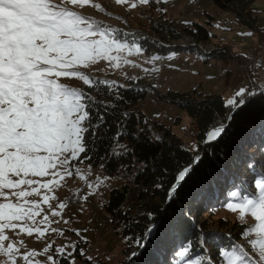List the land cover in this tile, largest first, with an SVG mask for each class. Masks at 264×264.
I'll return each mask as SVG.
<instances>
[{
    "label": "snow or ice",
    "instance_id": "snow-or-ice-1",
    "mask_svg": "<svg viewBox=\"0 0 264 264\" xmlns=\"http://www.w3.org/2000/svg\"><path fill=\"white\" fill-rule=\"evenodd\" d=\"M114 2L136 9L167 0ZM86 7L105 11L93 0H0V264H95L88 229L73 226L77 214L70 207L72 197L61 199L56 192L69 178L86 180L79 164L88 162L91 172V161L97 158L99 166H105L106 157L96 149L107 135L104 129H111L108 119L118 129L115 143L123 134L122 119L129 118L126 93L135 90L134 78L129 76L127 85L101 78L98 66L106 62L118 69L130 63L122 53L142 54L144 49L138 35L80 11ZM159 59L151 57L152 62ZM256 97L264 100V88L238 87L223 103L230 114L206 131L202 142H218L233 116L255 104ZM109 149L120 154L112 145ZM193 151L190 162L174 176L166 205L201 163L199 145ZM99 184V177L96 184L86 182L80 199L87 201ZM224 207L237 216L236 238L229 235L228 243L209 247L200 234L195 242L187 239L174 247L167 264H264V165L243 189L233 184L227 190ZM162 212L166 215L167 207ZM190 214L191 208L181 210V215ZM163 228L162 217L161 223L153 222L139 234L125 235V264H143L146 257L158 264L154 257ZM21 236L43 241L40 250L27 249Z\"/></svg>",
    "mask_w": 264,
    "mask_h": 264
},
{
    "label": "trees",
    "instance_id": "trees-1",
    "mask_svg": "<svg viewBox=\"0 0 264 264\" xmlns=\"http://www.w3.org/2000/svg\"><path fill=\"white\" fill-rule=\"evenodd\" d=\"M213 1L220 10L235 13L241 22L256 29L257 18L252 15L250 9L254 0ZM146 32L151 33L148 36ZM127 33L138 35L139 43L148 53L157 52L163 55L172 50L192 52L202 56L205 61L218 59L225 64L237 56L228 44L205 47V44L211 42V34L198 22L180 28L175 22L165 18L160 20L151 18L146 29L130 28ZM184 35L193 38L190 44H174ZM231 76L232 71L227 73V79L229 80ZM101 78L129 84L128 78L115 79L112 74ZM144 82L143 78H134L132 84L135 85V90L126 93L125 110L130 115L128 119H122L125 126L119 131L123 134L113 143L118 129L115 121L109 117L108 124L111 125V129H104L107 135L103 143L97 146L96 151L99 156L106 157L103 160L105 165L103 170L106 174L113 175L119 173L121 169L127 178L121 187L110 190L106 205L112 215L113 226L117 224L116 226L120 227L123 243L127 246L123 239L125 235L131 237L134 233L139 234L151 223H157L164 217L163 231L158 234L159 251L154 258L158 264H167L166 257L170 256L174 247L179 248L187 239L195 242L200 234L207 237L209 247H212L213 243L217 245L228 243L229 235L236 238L239 230L237 219L232 222L233 220L220 217L212 221V217L216 211L225 208L226 192L233 184L243 189L251 176L260 174L261 165H264V100L256 97L255 104L233 116L227 132L218 142L206 145L202 142L205 132L230 114L223 108V103L227 99L222 94L215 93L203 96L198 89L187 93L171 91V96L180 97L181 106L197 125V145L202 151L203 159L178 189L172 204L166 205L167 192L178 169L186 166L196 153L190 151L170 128L156 120L146 118L138 106L146 95ZM153 126L160 131L159 139L150 136ZM109 145L120 154L113 155ZM119 145L125 147L121 149ZM91 163L93 168H97L100 167L101 161L94 158ZM250 163L253 164L252 169H249ZM165 168L167 172L163 171ZM166 207L165 215L162 210ZM188 208H191V214L181 215V210L187 212ZM149 213L154 214L151 220L148 217ZM209 220L210 224L207 223ZM134 224H138V227L133 228ZM151 259L144 258L143 264H151ZM95 264L106 263L95 261Z\"/></svg>",
    "mask_w": 264,
    "mask_h": 264
},
{
    "label": "rangeland",
    "instance_id": "rangeland-1",
    "mask_svg": "<svg viewBox=\"0 0 264 264\" xmlns=\"http://www.w3.org/2000/svg\"><path fill=\"white\" fill-rule=\"evenodd\" d=\"M93 3H99L105 11L101 13L91 7L80 11L114 28L121 29L123 32H128L130 28L146 29L151 18L157 20L165 18L175 22L180 28L192 26L193 22H198L205 26L211 34V42L205 44V47L228 44L236 53L237 56L225 64L224 61L218 59L205 61L202 56L192 52L172 50L161 55L144 50L142 54L122 53V56L130 63H121L118 69L109 67L106 62H101L98 66L100 77L112 74L115 79H126L129 76L135 79L143 78L146 95L138 105L139 108L147 119L156 120L170 128L192 152L198 144L197 125L181 106L180 97L171 96V91L187 93L198 89L203 96L215 93L222 94L225 99H230L238 87H247L256 91L264 87L262 76L264 63L256 66L253 71L247 70L245 65L251 61L247 54L242 53L250 50L257 51L260 46H264V0H254L250 5L252 15L257 18L256 29L241 22L235 13L220 10L213 0H167V3L138 6L136 9H131L128 5H116L114 0H93ZM161 8L166 9V12L159 11ZM117 17L121 19H116ZM185 21L188 23L186 24ZM146 33L149 36L151 32ZM192 40L190 36L184 35L174 44L187 45ZM152 56H159V58L163 56L165 59H161L162 63L158 60L152 62ZM92 71L97 72V68H93ZM230 71H232V76L228 80L227 73ZM255 81H260V83ZM66 82L73 86H78L80 83L79 81ZM159 135L160 131L153 126L150 136L156 139ZM78 167L86 180L80 179L79 176L69 178L65 185L57 190L56 195L64 199L71 195L75 196L78 191L83 190L82 196L87 191L86 182L96 184L97 177H99V187L92 189L94 194L90 195L87 201L80 199L78 204L70 206L77 214L73 226L88 229V235L92 241L91 254L95 257V261H102L106 264H125L127 259L125 253L128 248L120 237V227L116 226L117 224L113 226V218L106 205L109 201L110 190L121 187L127 178L121 169L119 173L109 175L101 167H92L89 172L86 163L79 164ZM81 206L83 207L82 212L80 211ZM220 217L233 220L232 222L237 219L236 214L226 208L216 211L212 221ZM158 222H162V217ZM207 223L210 224L211 221ZM19 238L24 239L27 249L39 251L43 244V241H37L35 237L21 236Z\"/></svg>",
    "mask_w": 264,
    "mask_h": 264
},
{
    "label": "built area",
    "instance_id": "built-area-1",
    "mask_svg": "<svg viewBox=\"0 0 264 264\" xmlns=\"http://www.w3.org/2000/svg\"><path fill=\"white\" fill-rule=\"evenodd\" d=\"M246 54L248 55V59L251 61L248 64L245 65V69L249 70L251 69L252 71L255 70L256 66L263 64L264 63V46L260 48L259 51H247ZM262 76L264 77V73L262 72ZM83 190L80 191V193ZM70 205L71 204H77V199H73V196Z\"/></svg>",
    "mask_w": 264,
    "mask_h": 264
},
{
    "label": "bare ground",
    "instance_id": "bare-ground-1",
    "mask_svg": "<svg viewBox=\"0 0 264 264\" xmlns=\"http://www.w3.org/2000/svg\"><path fill=\"white\" fill-rule=\"evenodd\" d=\"M260 48H261V46L259 47V49L257 51H259ZM159 62L162 63L161 59H159ZM80 191H78V193L76 195L74 194L75 196H73V199H77V204L80 202V197H81ZM73 205H76V204H71L70 206H73Z\"/></svg>",
    "mask_w": 264,
    "mask_h": 264
},
{
    "label": "water",
    "instance_id": "water-1",
    "mask_svg": "<svg viewBox=\"0 0 264 264\" xmlns=\"http://www.w3.org/2000/svg\"><path fill=\"white\" fill-rule=\"evenodd\" d=\"M262 88H264V87H262ZM262 88H260V89H262ZM260 89H259V90H260ZM200 155H202V151L200 152Z\"/></svg>",
    "mask_w": 264,
    "mask_h": 264
},
{
    "label": "crops",
    "instance_id": "crops-1",
    "mask_svg": "<svg viewBox=\"0 0 264 264\" xmlns=\"http://www.w3.org/2000/svg\"><path fill=\"white\" fill-rule=\"evenodd\" d=\"M242 53H244V52H242Z\"/></svg>",
    "mask_w": 264,
    "mask_h": 264
}]
</instances>
